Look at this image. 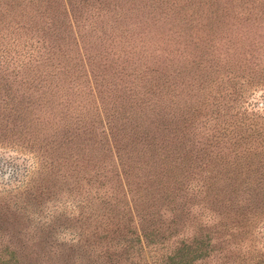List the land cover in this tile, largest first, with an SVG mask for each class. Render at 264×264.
Here are the masks:
<instances>
[{
  "label": "rangeland",
  "instance_id": "obj_1",
  "mask_svg": "<svg viewBox=\"0 0 264 264\" xmlns=\"http://www.w3.org/2000/svg\"><path fill=\"white\" fill-rule=\"evenodd\" d=\"M2 1L0 264L264 263V0Z\"/></svg>",
  "mask_w": 264,
  "mask_h": 264
},
{
  "label": "trees",
  "instance_id": "obj_2",
  "mask_svg": "<svg viewBox=\"0 0 264 264\" xmlns=\"http://www.w3.org/2000/svg\"><path fill=\"white\" fill-rule=\"evenodd\" d=\"M35 1L38 3L40 0H26V2H24L23 0H4V1H2V3L4 4V5H6V6H4L2 9H9L10 10V8H8V6H10L11 4H12V6H14L15 8H18L19 10H24L25 8H30V9H33V10H36L38 7H37V5L38 4H35ZM74 2H80V1H82V2H88V0H73ZM51 2H54L53 4H51ZM58 4V2H57V0H44V5H43V8L44 9H48V10H51V9H53V6H55V5H57ZM13 9V8H12ZM26 12H27V9H26ZM19 13H20V11H19ZM7 63H5V65H6ZM15 66V65H14ZM235 145H236V147H241V148H243L242 146H240L241 144V141L239 140V138L237 139V138H235ZM246 142V141H245ZM235 147V148H236ZM51 152V151H50ZM234 154H237L236 152L234 153ZM237 158L238 157H235L234 156V161L235 160H237ZM53 159V158H52ZM53 160H56V162H59V156H54V159ZM53 160H49L48 161V165H50V166H53L54 165V167H56V168H58L59 167V165H58V163H54V161ZM250 165V162H248V161H246V162H243V166H245V167H248ZM52 169V168H51ZM49 170H50V168H49ZM51 171V170H50ZM171 176H174V175H171ZM160 181V180H159ZM173 181H175V183L176 184H179L180 183V179L179 178H175V177H173ZM171 183V182H170ZM164 186H168V184H166V185H164ZM42 187H44L45 188V186L43 185ZM104 187H109L110 189L108 190V188H104ZM160 187H163V186H160ZM114 189V188H113ZM116 190V189H115ZM89 192V194H90V191H88ZM116 192H118V190H116ZM122 192V191H121ZM166 194V193H165ZM91 195H93V198H99V199H101V198H108V197H112V198H116V195H115V192H113V190H112V187H111V185H108V186H103V187H101V186H99V190H98V187H93V190H92V192H91ZM143 197H145V196H143ZM115 224H117V222H115ZM103 227H105V229H107V224H104L103 225ZM127 244V241L125 242V243H122V245H126ZM140 247H142V245L140 246ZM260 264H264L263 262L262 263H260Z\"/></svg>",
  "mask_w": 264,
  "mask_h": 264
}]
</instances>
